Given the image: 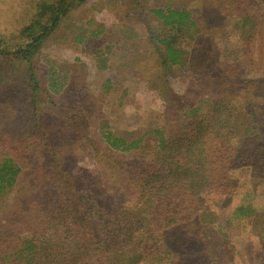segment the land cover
<instances>
[{
  "label": "trees",
  "instance_id": "obj_1",
  "mask_svg": "<svg viewBox=\"0 0 264 264\" xmlns=\"http://www.w3.org/2000/svg\"><path fill=\"white\" fill-rule=\"evenodd\" d=\"M86 1L33 0L0 36V74L19 71L25 110L19 132L0 139V264H243L242 251L248 264H264V114L234 105L264 99V8L261 21L248 10L256 2L238 18L250 35L241 49L217 46L220 14L199 23L187 6L146 8L142 38L152 51L140 63L151 56L154 65L140 73L127 42L128 69L157 93L168 125L130 141L100 128L106 146L94 148L93 180L69 171L40 122L52 102L42 53ZM171 66L182 72L180 93L167 82ZM34 148L42 157L27 164L20 153ZM235 222L251 234L244 247L230 236Z\"/></svg>",
  "mask_w": 264,
  "mask_h": 264
},
{
  "label": "rangeland",
  "instance_id": "obj_2",
  "mask_svg": "<svg viewBox=\"0 0 264 264\" xmlns=\"http://www.w3.org/2000/svg\"><path fill=\"white\" fill-rule=\"evenodd\" d=\"M32 1L0 0V36H7L19 27ZM250 2H256L257 6H248ZM162 3L174 8L190 7L199 23L204 16L211 18L220 14L218 16L225 23L222 31L218 30L224 35V38H217L220 49L225 40L227 46L241 49L244 38L250 35L249 25H240L238 18L248 6L250 13L260 10L261 21L264 8V0H87L71 10L48 41L40 59L42 86L52 96V102L41 106L40 122L52 145L60 151L61 161L78 178L94 180L101 175L92 165L96 162L94 148L101 152L100 148L106 146L100 137V128L130 141L152 128L164 129L168 125L161 114L164 106L157 93L128 69L129 63H133L128 43L135 47L137 64L143 69L140 73L146 75L148 67L154 65L151 56H147L146 63H140L149 46L142 38L141 25L145 21L146 8ZM202 10L205 14L201 16ZM260 31L264 32L263 26ZM207 34L213 36L211 30ZM149 50L152 51L150 46ZM167 73L168 84L175 93H180L183 87L177 78L182 72L171 66ZM20 77L17 70L7 73L6 77L0 74V139L19 132L23 125L24 91ZM107 81L110 82L107 84ZM234 102L236 107L264 114L263 98L235 97ZM242 115L241 112L237 114L239 121ZM82 133L87 136L82 137ZM36 151L37 148L32 152L21 151L20 156L27 164L34 163L42 157ZM120 189L128 188L122 184ZM229 233L240 247L249 244L251 234L243 230L239 222L231 225ZM239 258L243 264H248L249 259L244 257L243 251Z\"/></svg>",
  "mask_w": 264,
  "mask_h": 264
}]
</instances>
